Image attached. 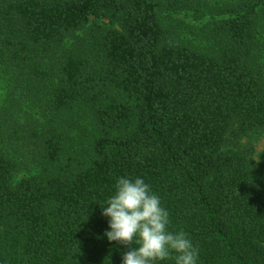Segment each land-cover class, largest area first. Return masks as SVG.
Instances as JSON below:
<instances>
[{"label": "trees", "instance_id": "1", "mask_svg": "<svg viewBox=\"0 0 264 264\" xmlns=\"http://www.w3.org/2000/svg\"><path fill=\"white\" fill-rule=\"evenodd\" d=\"M212 1L0 0V264H122L101 208L121 177L197 264H264V0Z\"/></svg>", "mask_w": 264, "mask_h": 264}, {"label": "clouds", "instance_id": "2", "mask_svg": "<svg viewBox=\"0 0 264 264\" xmlns=\"http://www.w3.org/2000/svg\"><path fill=\"white\" fill-rule=\"evenodd\" d=\"M105 205L102 215L109 218L110 231L104 235L130 249L135 245L123 254L122 264H158L168 259L197 264L198 246L184 231H169V212L143 179L119 178Z\"/></svg>", "mask_w": 264, "mask_h": 264}, {"label": "rangeland", "instance_id": "3", "mask_svg": "<svg viewBox=\"0 0 264 264\" xmlns=\"http://www.w3.org/2000/svg\"><path fill=\"white\" fill-rule=\"evenodd\" d=\"M215 1L218 0H213L212 3H214ZM185 23H189L188 19H185ZM195 21V19H194ZM91 23V20L89 21L88 24ZM183 22L177 20L172 22L173 25L177 26L179 24L182 25ZM104 26L107 27V21H105ZM182 28H184L185 30H191L192 28H198V27H202V24H199L198 22L194 23L193 27H189V26H181ZM196 26V27H195ZM187 27H189L190 29H188ZM185 30H183L185 32ZM198 35L200 36V41L202 40V35L200 33H193V35H191V38L199 41L198 39ZM4 91L0 88V104L1 102H3L4 99ZM77 121V125L79 124L80 126H82V130L80 128H76L74 130L71 131V133L69 134L70 137V145L72 146V148L76 149L77 151H79L78 153L81 154L82 156H85V158L88 156L89 151H90V145L93 141V138L95 137V132L93 131L92 125L89 122L88 119H81L79 117L76 118ZM76 122V120H74ZM247 140H244L243 142L245 143ZM251 146L253 147L254 150V154L252 157V160L254 162H257L258 160V156L259 154L263 151L264 149V131L262 133H260L259 135H256L253 139L250 140ZM71 151V150H70ZM67 159H63L62 162L66 163ZM60 163V165L62 166L63 163ZM24 174L23 173H19L15 176L14 181L19 180Z\"/></svg>", "mask_w": 264, "mask_h": 264}]
</instances>
